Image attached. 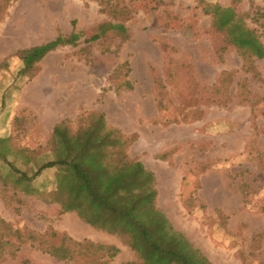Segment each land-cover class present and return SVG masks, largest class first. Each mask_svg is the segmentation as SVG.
<instances>
[{
	"label": "rangeland",
	"instance_id": "374dc122",
	"mask_svg": "<svg viewBox=\"0 0 264 264\" xmlns=\"http://www.w3.org/2000/svg\"><path fill=\"white\" fill-rule=\"evenodd\" d=\"M102 1L0 0V264L139 261L124 236L47 200L55 170L28 183L7 169L31 176L52 158L55 125L74 132L99 114L153 173L155 205L211 263L264 264V0ZM204 2L233 6L258 45L215 32ZM111 24L128 38L86 42ZM71 33L75 46L30 68L16 55ZM60 245L65 260L49 253Z\"/></svg>",
	"mask_w": 264,
	"mask_h": 264
},
{
	"label": "trees",
	"instance_id": "16d2710c",
	"mask_svg": "<svg viewBox=\"0 0 264 264\" xmlns=\"http://www.w3.org/2000/svg\"><path fill=\"white\" fill-rule=\"evenodd\" d=\"M202 10L210 15L212 29L224 39L230 29L234 34L232 37L241 45L247 42L258 45L253 33L243 27V20L233 6L204 2ZM95 31L86 42L128 38L122 24H111L105 31ZM80 34H58L54 40L19 50L16 55L24 68H30L58 46H75ZM246 36L248 39L243 41ZM223 47L227 46H221L218 52ZM240 54L243 57L247 54L249 59L254 55ZM123 143L114 129L106 127L102 114H99L91 123L74 132L69 131L66 121L55 125L51 137L52 158L38 165L31 176L5 161L7 169L18 173L16 182L30 183L44 171L55 170V185L48 193L51 198L47 197V200L58 202L62 212H75L94 228L124 236L139 258L138 262L125 264H213L183 233L174 229L155 205L157 190L153 173L141 162L126 158L121 151ZM30 191L41 196L36 188ZM71 247L94 248L109 255L118 252L114 246L87 241H73ZM70 250V247L60 245L49 253L58 260H65Z\"/></svg>",
	"mask_w": 264,
	"mask_h": 264
},
{
	"label": "crops",
	"instance_id": "0c3cea01",
	"mask_svg": "<svg viewBox=\"0 0 264 264\" xmlns=\"http://www.w3.org/2000/svg\"><path fill=\"white\" fill-rule=\"evenodd\" d=\"M158 197H160V192L157 191V195H156V202L158 201ZM165 216L167 217V219L169 220V222L171 221L170 218L167 216V214H165ZM171 223V222H170ZM116 235V234H113ZM118 236V235H117ZM115 245V243H114ZM128 245V244H127ZM129 246V245H128ZM116 247V246H115ZM130 248V247H129ZM131 249V248H130ZM132 250V249H131ZM133 251V250H132ZM134 252V251H133Z\"/></svg>",
	"mask_w": 264,
	"mask_h": 264
},
{
	"label": "bare ground",
	"instance_id": "6f19581e",
	"mask_svg": "<svg viewBox=\"0 0 264 264\" xmlns=\"http://www.w3.org/2000/svg\"><path fill=\"white\" fill-rule=\"evenodd\" d=\"M48 101V100H47Z\"/></svg>",
	"mask_w": 264,
	"mask_h": 264
}]
</instances>
